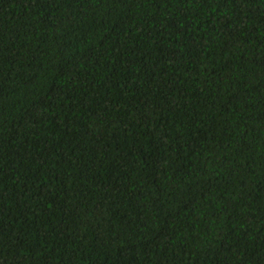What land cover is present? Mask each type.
I'll return each mask as SVG.
<instances>
[{"label": "trees", "instance_id": "16d2710c", "mask_svg": "<svg viewBox=\"0 0 264 264\" xmlns=\"http://www.w3.org/2000/svg\"><path fill=\"white\" fill-rule=\"evenodd\" d=\"M0 264H264V0H0Z\"/></svg>", "mask_w": 264, "mask_h": 264}]
</instances>
